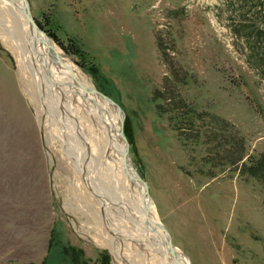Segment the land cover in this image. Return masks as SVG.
I'll return each instance as SVG.
<instances>
[{"label": "rangeland", "instance_id": "1", "mask_svg": "<svg viewBox=\"0 0 264 264\" xmlns=\"http://www.w3.org/2000/svg\"><path fill=\"white\" fill-rule=\"evenodd\" d=\"M30 2L75 79L122 106L132 163L176 247L193 264H264V76L219 13L223 0ZM33 79L0 34V264L50 253L47 264H71L63 245L88 264L103 251L125 264L67 150L68 114L62 104L54 113Z\"/></svg>", "mask_w": 264, "mask_h": 264}, {"label": "bare ground", "instance_id": "2", "mask_svg": "<svg viewBox=\"0 0 264 264\" xmlns=\"http://www.w3.org/2000/svg\"><path fill=\"white\" fill-rule=\"evenodd\" d=\"M0 34L18 52L22 75H31L34 78L45 98L49 100L47 104L52 111L55 113L57 106H64L69 116V129L65 134L68 137L71 135L66 139L75 153L69 147L67 150L76 156L80 170H84L87 185L92 190L93 185L97 192L93 190L95 195L100 198L102 221L108 223L112 233L108 237V245L116 255L121 252L122 258L120 254L117 256L125 260V264H175L162 245L161 237L145 223L141 190L124 174L121 157L124 144L118 137L120 119L115 110L100 99L94 101L92 94L86 93L82 88V85L90 84L84 76L80 75V78L75 79L73 67L64 64L62 60L55 62L47 53L46 45L34 42L31 28L20 13L19 0H0ZM53 45V51L62 56L60 47L56 43ZM61 100L69 104V109H66ZM80 108L85 111L81 116L78 115ZM82 118L89 125L88 129L83 127ZM90 158L91 164L95 161L94 177L88 170ZM108 195L113 201L107 198ZM104 206L110 215H106ZM155 215L154 212V218L157 216ZM111 216L122 224L118 226ZM111 219L115 228L111 227ZM126 233L130 236H126ZM184 264H191V260L187 258Z\"/></svg>", "mask_w": 264, "mask_h": 264}, {"label": "water", "instance_id": "3", "mask_svg": "<svg viewBox=\"0 0 264 264\" xmlns=\"http://www.w3.org/2000/svg\"><path fill=\"white\" fill-rule=\"evenodd\" d=\"M19 1H20V13L31 28L34 42L40 43L43 46L46 45L47 53L50 55V58L53 59L55 62H60L61 57L58 56V54L53 51L54 50V45L52 42L53 40L49 35V33L42 27V25L36 19L32 11L30 0H19ZM82 88L86 91V93L92 94V96L94 97L93 99L94 101H96L97 99L102 100L107 106L113 108V110H115V113L118 115L120 119V131L118 137L121 139L122 143L124 144L123 148L121 149L123 171L125 176L130 181L135 183L138 186V188L141 190L142 208L145 217V223L150 230H152L161 237L162 245L164 246L168 255L173 259L175 264H184L187 258L190 259L189 255L184 251L178 249V247H176L172 238V233L168 228V226H166L157 217L156 218L153 217V211H152L153 197L150 193L149 184L145 180V178L140 173H138V171L134 169V165L132 163L131 154H130V143L124 131V122H125L126 114L122 106L116 100L108 96L106 93L97 89L91 83L88 85L85 84L82 85ZM191 264H193L192 261Z\"/></svg>", "mask_w": 264, "mask_h": 264}, {"label": "trees", "instance_id": "4", "mask_svg": "<svg viewBox=\"0 0 264 264\" xmlns=\"http://www.w3.org/2000/svg\"><path fill=\"white\" fill-rule=\"evenodd\" d=\"M223 12L227 13L232 22V30L244 40L252 67L264 76V0H223L219 13ZM47 32L51 36V32ZM70 51L75 55V51ZM251 168L254 170L259 167ZM83 252V249L72 245H63L61 249L63 258H67L71 264H88V261L82 260ZM51 255L52 253L41 264H47ZM100 264H111V256L107 251L102 252Z\"/></svg>", "mask_w": 264, "mask_h": 264}]
</instances>
